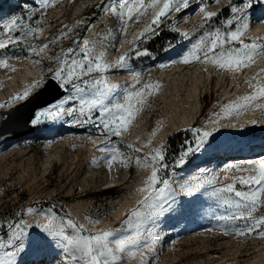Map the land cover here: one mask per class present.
Wrapping results in <instances>:
<instances>
[{
    "label": "snow or ice",
    "instance_id": "6c2138e0",
    "mask_svg": "<svg viewBox=\"0 0 264 264\" xmlns=\"http://www.w3.org/2000/svg\"><path fill=\"white\" fill-rule=\"evenodd\" d=\"M53 2L32 0L33 6L25 7L28 10L27 19L13 16L0 22V50L18 45L21 41L26 42L28 37L34 38L40 29L31 26L33 16L39 13L42 18L43 11ZM212 3L219 4L220 0H212ZM254 3L264 4V0H227L226 8L217 11L206 10L207 0H197L195 4L193 0H101L97 5L98 11L115 19L121 27V33L127 30L129 21L150 17L134 38L135 42L129 41L131 47L116 60L109 61L105 51L95 49V41L77 36L73 39L72 47L55 57H49L56 64L55 67L48 66L50 76L41 70L37 79L0 105V108L26 102L48 80H54L62 95L38 109L26 123L37 126L45 121H63L96 128L99 133L96 139L102 138L105 142L96 145L102 156L99 160L93 158L91 163L95 166L103 164L111 169L114 161L121 156L112 138L126 130L152 89L159 87L150 79L139 86L142 70L134 67L132 59L149 55L150 50L147 47L140 49L138 44L158 38V29L168 21L169 16L190 10L195 5L194 12L201 18L199 27L204 29L203 34L194 42L190 41L182 52H176V47L169 42L165 52L171 49L176 53V58L170 59L169 63L188 65L199 62L229 74L242 73L254 62V58L264 55V36L247 37L251 23L248 10ZM222 10L227 13L224 18H220ZM214 18H218V23ZM36 23L39 24L40 20ZM259 23L264 24V20ZM91 27L92 24L88 23L85 30ZM65 35L62 29L51 43ZM189 36L190 32H179L181 39H188ZM47 48L48 44L34 45L28 51L39 56ZM9 59L11 57L0 54V68L14 70L8 63ZM33 63L39 64L41 60L36 59ZM158 67L163 68L165 64H159ZM112 68L123 70L130 80L122 84L111 82L107 73ZM260 75L264 76V70ZM245 82L251 91L221 106L220 111L214 113L217 118L205 120L202 128L192 126L187 129L192 134L191 139L186 138L179 151H173L171 158L167 155L168 146L163 142L143 156H136L138 168L150 169V174L137 189L141 197L117 225L99 229L96 225L100 220H92L87 215L83 217L87 223L78 222L64 210L63 205L57 210L54 202H49L47 206L39 201L34 205L21 206L14 210L6 222L0 218V264H16L20 254L25 251L29 232L33 229L39 230L46 238L41 241L42 247L51 245L53 249L59 250L57 264H126L127 259L135 255L139 256V264H152L156 246L162 240L161 219L173 210L179 197H191L198 193L207 194L216 209L224 210L219 214L216 210L210 213L216 222L213 226L215 229L237 237H246L259 229L257 236L264 238V215L254 214L264 204V159L248 161L246 168L230 164L229 169L235 168L240 175L232 176V182L223 185L218 183L219 177L207 168L198 167L186 177L176 175L193 153L200 152L210 142L209 138L214 133L221 128L237 126L224 124L221 122L223 119L239 115L252 107H264L254 103L264 98V84H253L251 80ZM7 113L0 112V121H7ZM252 123L257 121L253 120ZM131 159L126 157L119 159V162L127 167ZM237 184L240 188L236 187ZM89 225L92 226L91 230ZM207 230L211 231L212 228Z\"/></svg>",
    "mask_w": 264,
    "mask_h": 264
},
{
    "label": "rangeland",
    "instance_id": "374dc122",
    "mask_svg": "<svg viewBox=\"0 0 264 264\" xmlns=\"http://www.w3.org/2000/svg\"><path fill=\"white\" fill-rule=\"evenodd\" d=\"M100 2L101 0H54V2L43 11L42 18L40 14L37 13L30 22L31 26L39 28L41 33H36L34 38H26L27 43L21 41L18 45H10L6 50H0V54L7 55L11 57L12 60H23L28 63H33L34 60L40 59L41 63H33L37 68V75L43 70L46 76H50V73L47 72V68L49 65L55 67L56 64L49 59V57H55L68 47H72L75 37L79 36L81 39L86 37L89 31V29L85 30L88 23L92 25L97 24L96 36L90 41H95V49L102 50L101 46L107 41V36L110 31L109 23H103L105 20L102 21V18H106L107 21H111L112 18H110L109 14L98 11L97 14L90 19L92 8L95 7L96 4H100ZM196 2L197 0H193V4ZM226 3L227 0H220L219 4L212 3V0H207L206 10L212 11V9H215V11H217L225 9ZM78 5L81 7L79 12L76 10ZM26 6L31 8L33 6L32 0H0V22L13 16H22L24 19H27L28 10L25 9ZM58 8L61 10L59 15L60 18L55 15V10ZM194 11L195 5H193L190 10H182V13L173 14L169 16L168 21L158 29L160 33H170L173 36L176 35L177 39L172 44L176 47V52L186 50L190 41L194 42L195 39H198L199 36L203 34L204 29L199 27L201 18ZM248 16L251 23L247 31V37L251 29L256 26H264V24L259 23L264 20V4L254 3L248 10ZM187 18L188 23H185L184 19ZM37 20H40L39 24L36 23ZM149 20L150 17H142L138 21L133 19L128 22L127 30L123 33H121V27L118 24L117 34L115 35L116 43L113 46L116 47L114 50L115 55L117 54V56H120L131 47L130 44H127V46L121 50L122 52L119 53L120 50L118 48L123 47L128 40L135 42L134 38ZM62 29L66 32V35L55 43H51L53 37L59 36ZM68 29L71 30L69 31ZM184 31L190 32L188 39H181L179 37V32ZM17 34L19 33L17 32ZM261 36L262 35H257V37ZM147 42L148 41L139 43L138 47L140 49L147 47ZM44 44H48V48L45 52H41L39 56L28 51L29 47ZM17 57L21 58L17 59ZM174 58H176V53L171 49L168 52L164 50L161 55L149 54L139 58L133 57L132 63L134 67L137 70H142L141 84L139 86H142L143 83L149 79L157 84L155 72L158 65L163 63L165 67H170L173 64L169 63V60ZM185 66V70H188V83H186L185 89L188 90L190 89V85L193 88L196 87V89L201 86L199 85L201 83L200 81L192 83L190 81L194 71H198V75L201 73L200 78L204 80L207 75L203 70L210 71L213 68L211 65H205L199 62H192ZM243 71H245V69H243ZM243 71L239 83L241 85H247L245 81L252 80L254 84L253 81L258 76L255 75L254 78L248 77L241 79L246 74V72ZM118 73L122 75L126 74L123 70L118 71ZM118 73L115 71V74ZM216 80L218 83H222L220 78L217 79L216 77L214 81ZM47 83L48 81L39 92L36 93L41 94L40 97H44L51 90V88H49L45 91ZM259 83L264 84V81L263 83ZM162 88L163 87L159 85L158 88L152 89V93L147 96L143 105L145 106V112L144 115H141V117H143L142 135L140 136V133L138 137H132L129 131L125 130L120 136L112 138L113 144L120 150V159H125L126 157L132 158L127 166L128 171H126V169H119L116 171L114 175L116 176V178H114L116 181L114 184L116 186L114 188L108 187L111 184L110 182L106 185L104 184L111 179V169L103 164L95 166L91 163L92 160H88V158L92 157V152L99 154L97 157L98 160L102 156V153L97 150L96 145L92 146V140L96 139L99 133L96 128L90 125H74L62 121L60 128H58L56 132H53L54 130L46 131V129H50L51 122L45 121L37 127H32L33 131L29 134L10 141L0 142V218H3L6 222L13 214L14 210L21 206H27L28 203L34 205L37 201L42 202L43 206H47L49 202H54L57 210H59L60 205H58V203L60 202L67 213L66 204L68 202L84 201L87 202L88 205V210L85 214L92 220H101L113 211L111 200L125 196L130 203H135L136 200L141 197L137 189L142 186L143 180L150 174V169L138 168L135 163V158L136 156H143L151 149H155L161 145L157 143L149 145L148 141H155L154 134L156 131L153 133V129L156 130L157 126L164 120V117L160 118L162 116L160 115L162 100L157 97ZM183 94L184 91L182 92V95ZM23 110L24 109L21 108L20 111L16 112H21ZM7 117L9 118V115H7ZM248 124L249 122L243 124L245 127L244 132L239 131L234 135H230L227 144L234 143V145L237 146L247 144H257L260 146L261 144L263 146L264 121H259L251 128L247 127ZM0 126L8 128V123L0 121ZM253 128L257 130L252 133L247 132ZM187 129L175 132L172 130V127H167L166 133L168 135L164 137L162 142L165 143L164 141L166 138L175 133L186 134L187 137H192L191 132L187 131ZM257 131L258 135L256 134ZM90 137L91 140L89 139ZM96 140L100 141L97 143L98 145L105 142L102 138L101 140ZM121 141L133 145L135 149H139L140 151L136 152L137 154L135 155L132 152H123L120 147ZM61 143H64L61 147H53V144L59 145ZM226 146L221 147L218 141L214 139L211 145L208 143L200 152L193 153L186 161L185 165L177 170V173H182L184 174L183 177H185L196 171V168L199 167L207 168L211 170L212 173L213 170H216L218 176H223L222 174L229 168V165L225 167L228 159L231 160L229 162H232V164H237L242 168H246L248 167V161H257L260 159V157L257 156L264 154L263 149H256L252 153L246 152L247 154L242 153L241 155L236 154V156H233L230 152L223 151ZM47 149L51 152L49 155L51 158H54L55 163H53L51 168H47V175L44 177L41 160H39L36 155ZM14 153L19 154V157L16 158ZM235 158H237V160H235ZM230 170L233 176L240 175L235 168H231ZM60 176H63V179H61ZM95 178L97 180L101 179V181L97 184L94 182L90 183V180H94ZM83 179L86 180L85 184L88 185L86 188L80 189ZM236 187L240 188V185L237 184ZM203 195V193H198L191 197H179L173 210L166 213L161 219V231L167 229L169 226L167 230L168 239L163 241V243H165L159 248V253L157 254L158 259L156 258V262L152 264H227L229 261L236 259L240 254H242V256L237 258L238 260L235 264H246V262L252 261L254 256L257 255L256 245L259 246L258 249L262 248V250H264V238L255 241V238L258 237L257 232L259 229L254 230L253 233L248 234L246 237H237L235 234L225 235L213 227L216 223L215 220H205L206 227L203 228V231H201V228L196 232L194 231V233L178 236L179 232H183L184 229L191 225V219L192 221H196L194 216L200 213L203 204H209L211 207L213 206L216 208L213 200L207 194H205V199H201ZM56 198L58 199L54 200ZM187 210L188 216L185 217ZM254 214L257 216L264 215V204H261ZM209 228H212V230L208 231L207 229ZM202 233H208L210 237L201 238L199 235ZM4 238H6V236ZM42 239L46 238L43 237L42 233H39V230H30L25 251L20 254L16 264H27L29 262V255L35 253V251L39 249H46L48 246L45 248L41 245ZM56 253H58L56 257L58 261L60 253ZM36 255L38 257L39 254L37 253L34 256ZM38 258L40 260V257ZM46 263L50 264V258L46 260Z\"/></svg>",
    "mask_w": 264,
    "mask_h": 264
},
{
    "label": "bare ground",
    "instance_id": "6f19581e",
    "mask_svg": "<svg viewBox=\"0 0 264 264\" xmlns=\"http://www.w3.org/2000/svg\"><path fill=\"white\" fill-rule=\"evenodd\" d=\"M81 9L80 5L77 6L76 10L79 12ZM212 11H215V9H212ZM56 17L60 15V8L55 10ZM60 18V17H59ZM103 23H109V35L107 36V41L101 46V49L105 51L106 59L109 61L116 60L119 56L117 54L115 55L114 50L116 47H113L116 39V34L118 30V23L115 19H112L111 21H107L106 18H102ZM185 23H188V18L184 19ZM96 26L97 24H93L92 27L89 29L87 33V38L89 40L95 38L96 36ZM181 28V27H180ZM41 31H39V34ZM257 35L264 36V26H256L255 28L251 29L249 31L248 37H257ZM129 44V40L123 45V47H119L120 50L119 53H121L124 47ZM113 52V53H112ZM8 63L11 65V67L14 70H9L6 68H0V105L5 104L7 101L10 100L11 97L15 96L17 93L21 92L28 84H30L34 79L38 78V71L36 66L33 63H28L23 60H12L9 59ZM186 66L184 64H173L170 67H157L155 76L157 79V84L162 86L163 88L160 90L158 94V98L162 100V107L160 109V115H162L160 118L164 117V120L159 121V126L156 128V132L154 134V142L148 141L149 145H154V143L161 144V142L164 140V137L167 136V127H172V130L175 132L178 131H184L187 128H190L192 126L194 127H203L204 121H212L216 119L217 117L214 115V113H218L220 111L221 106H223L226 103H230L235 101L238 97L248 94L251 89L247 85H241L239 83V79L241 77V73H235V74H229L228 72L217 70L216 68H212L210 71H206L205 69L203 71L206 72V78L204 80H201L200 74L198 75V71H194L193 75L190 78L191 83L192 82H201L199 85L200 88L196 89V87H191L190 89L186 88V83H188V70H185ZM197 69V68H196ZM264 70V55H259L258 57L254 58V62L251 63L247 68H245L246 74L241 78H248L252 77L254 78L255 75L258 77L255 78L253 81L254 84L258 82L264 81V76L260 75L261 71ZM115 71H120V69L112 68L109 69L107 75L110 78V81L116 84H122L125 82H128L130 80V77L127 74H115ZM202 71V70H201ZM220 78V81L222 83H218V81H214L215 79ZM263 80V81H262ZM252 81V80H251ZM184 91V94L182 95V92ZM255 104H259L264 106V98L258 99L254 102ZM22 104V102H17L14 104L9 105V107L6 108H0V112L7 113L6 115H9L10 110L16 105ZM51 104V103H50ZM139 107V106H138ZM13 108V109H14ZM43 108V107H42ZM40 109V108H39ZM38 110V109H37ZM36 110V111H37ZM35 111V112H36ZM145 112V106L140 107V111L136 113L135 117L129 122L127 125L126 130L129 131V133L132 135V137L139 136V134L143 131V117L141 115H144ZM148 114V113H147ZM146 114V115H147ZM148 116V115H147ZM146 116V117H147ZM159 120V119H157ZM255 120L257 123L259 121H264V107H252L247 110H244L240 112L239 115L230 116L226 119H223L221 122L224 124H235L236 127H225L221 128L218 132L214 133L209 139H210V145L211 142H213L214 139L218 141L221 147L226 148L223 149L225 152H230V154L234 155H241L242 153H252L256 149H263L264 145L262 146L260 144L257 145H234L233 144H227L228 138L230 135H234L235 133L242 131L244 132V126L243 124L249 122L248 128L256 125L257 123L253 124L252 121ZM62 121H56L51 122L50 129H46V131L51 130L53 132H56L58 128H60ZM40 125V124H39ZM37 125V126H39ZM32 126V127H37ZM257 129L253 128L251 130H248V133L255 132ZM123 134V132H122ZM142 133L140 134V136ZM101 140V139H100ZM100 141L94 139L92 140V146L98 145ZM64 143H61L59 145L53 144L54 148L61 147ZM208 147V146H207ZM262 151V150H261ZM91 152V150H90ZM247 152V153H246ZM51 152L47 150H43L41 153H37L36 157L41 160L42 170H44L43 176L45 177L47 168H51L53 163H55L54 158L50 157ZM15 154V153H14ZM263 154V153H262ZM24 155V154H23ZM21 155V156H23ZM55 155V153H54ZM53 155V156H54ZM92 157L87 158L88 160H92L93 158H97L99 154L96 152L91 153ZM15 157L18 158L19 154H15ZM55 157V156H54ZM257 157H260V159H264V154L259 155ZM58 158V157H57ZM55 158V159H57ZM120 159V158H119ZM119 159L117 161H114L113 166L111 168V176L110 180L106 181L104 184L107 183L114 184L116 181L114 176L116 174V171L119 169H126V167L119 162ZM259 159V160H260ZM234 160V158H233ZM237 160V158H235ZM53 161V162H52ZM60 161V160H59ZM230 159H228L227 164H225V167L232 164ZM86 162V161H85ZM209 163V162H208ZM226 163V162H225ZM87 165V164H86ZM81 167V166H80ZM89 168V167H88ZM216 170H213V174L217 175ZM233 173L229 168L225 170V172L222 174L223 176H218L219 180L218 183L223 185L227 183H231V177ZM178 177H183L184 174H176ZM22 177V176H21ZM61 179H63V176H60ZM90 177V176H89ZM186 177V176H185ZM99 179V178H98ZM100 180H97L96 178L94 180H90V183H98ZM86 180L83 179L81 181L80 189H84L87 187L88 184H85ZM88 183V182H87ZM206 195L204 194L201 196V199H205ZM203 202V201H202ZM31 203H28L30 205ZM111 204L113 206V211L106 217H103L100 220V223L96 225L99 229H107L111 226H115L119 223V221L122 219L124 214L134 206L135 203H130L128 199L125 196L118 197L116 199L111 200ZM88 205L87 202L84 201H76V202H68L66 204V210L68 213L78 222H84L87 223L83 217L86 215V211ZM212 210H216L217 214L223 212V209H216L215 207H211L209 204H206L202 206L201 211L198 215L194 216L196 221H192L191 219V225H189L186 229L183 230V232H179L178 236L186 235L187 233L191 234L194 233V231H198V229H201L203 231L206 227V221L208 220H214L213 216L210 214ZM185 215V217H187ZM193 218V220H194ZM206 220V221H205ZM91 225H89V229L91 230ZM169 229V226L167 229L162 230V240L158 243L156 246L154 256L155 259L152 261V263L156 262L157 254L159 253V248L164 245L163 241H166L167 238V230ZM201 238L210 237L209 234L202 233L199 235ZM262 238L257 237L255 238V241H258ZM258 245H256L257 248V255L254 256L253 260L250 262H246V264H264V250L262 248L258 249ZM59 252L58 249H53L51 245H48L46 249H39L35 251V253L29 255V263L30 264H48L46 263V260L50 258V264H52L50 255L52 253ZM39 254L38 257H40V260L33 263L31 261V258L35 254ZM242 254H240L238 257L240 258ZM37 257V258H38ZM237 257V258H238ZM233 259L229 261L227 264H235L238 259ZM158 259V258H157ZM18 261V260H17ZM126 264H139V256L135 255L133 258H129L126 261Z\"/></svg>",
    "mask_w": 264,
    "mask_h": 264
},
{
    "label": "water",
    "instance_id": "95a60500",
    "mask_svg": "<svg viewBox=\"0 0 264 264\" xmlns=\"http://www.w3.org/2000/svg\"><path fill=\"white\" fill-rule=\"evenodd\" d=\"M49 88H51V90L44 97H40L41 94H35L26 102L16 105V107L12 109L9 113L8 121H6L8 123V128L0 126V142L17 139L33 131L32 126L28 125L26 122L32 118L37 109L52 103L62 95L60 88L54 80H48L45 91ZM21 108L24 110L16 112L20 111Z\"/></svg>",
    "mask_w": 264,
    "mask_h": 264
},
{
    "label": "trees",
    "instance_id": "16d2710c",
    "mask_svg": "<svg viewBox=\"0 0 264 264\" xmlns=\"http://www.w3.org/2000/svg\"><path fill=\"white\" fill-rule=\"evenodd\" d=\"M97 12H98V8H97V4H96L95 7L92 8V13L90 15V19H92L93 16L95 14H97ZM226 15H227L226 11L222 10L220 18H224V17H226ZM216 19L218 20V18H216ZM175 36L171 35L170 33H164V34L160 33L158 38H153V39L148 40L147 47L150 50V54H156V55L163 54V52L167 48L169 42H171V44H173V42L175 41L174 40ZM256 134L258 135V131ZM186 138L191 139L190 136L187 137L186 134H181V133H175V134L169 136L168 138H166V140L164 142L168 146L167 155L169 158L172 157L173 151H176V152L179 151L182 142ZM128 146H131V147H128ZM120 147H121V150L123 152H132L134 155L137 154L136 152L133 151V149H135V147L133 145H129L125 141H121ZM57 199L58 198H56L54 200H57ZM58 205H61L60 202L58 203Z\"/></svg>",
    "mask_w": 264,
    "mask_h": 264
}]
</instances>
